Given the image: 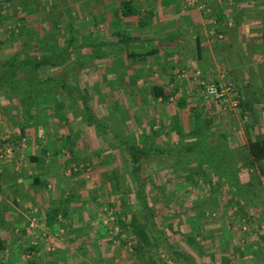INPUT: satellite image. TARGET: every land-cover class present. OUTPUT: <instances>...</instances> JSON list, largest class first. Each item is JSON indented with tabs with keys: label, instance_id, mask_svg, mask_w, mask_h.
<instances>
[{
	"label": "rangeland",
	"instance_id": "1",
	"mask_svg": "<svg viewBox=\"0 0 264 264\" xmlns=\"http://www.w3.org/2000/svg\"><path fill=\"white\" fill-rule=\"evenodd\" d=\"M72 2L79 5L73 6ZM72 2L68 0L69 10H65L63 0H3L0 5V60L15 53L61 52L70 37L68 14L75 29V52L70 63L88 59L79 71H73L79 65H69L70 60L65 65L71 66L66 75L67 88L77 77L83 97L68 95V104L57 94L49 96L52 120L59 119L53 120L58 130L64 135L68 131L83 137L76 144H62L65 160L60 156L62 170L68 173L63 174L67 184L83 188L66 192L78 221L71 220L65 231L52 230V236L47 230L36 228L41 233L35 234V239L52 249L47 250L52 255L41 254L40 262L33 264H264V162L253 164L249 154V142L264 139L262 77L242 92L227 74L218 82L208 81L230 82L238 102L235 106L204 98L191 76L180 82L154 76L146 67L151 64L128 60L103 63L97 57L103 50L88 47L112 35L109 24L102 27L101 3ZM109 11L105 10L106 14ZM116 68L125 73H117ZM63 71L62 67L46 68L38 77H55ZM241 81L245 80L237 79L238 83ZM258 81L262 88L257 86ZM154 86L165 88L170 96L168 102L152 95ZM18 98L11 97V106L16 105ZM67 116H71L70 122ZM86 116L149 151L164 152L159 156L166 167L147 182L146 196L159 229L181 253L183 259L179 262L172 260L173 254L167 253L162 243L155 242L156 247L141 256L136 253L130 234L119 235L116 214L124 212L123 220L129 221L139 211L131 167L110 141V131L87 128L83 122ZM81 146L87 159L79 163L74 161L76 154L72 149L80 150ZM157 160L154 155L145 157L149 168H156ZM228 167L237 170V176L230 181L220 176L224 171L230 172ZM79 230L86 232L87 237L88 233L93 234L86 240L77 237ZM94 232H98L97 236ZM67 233L74 239L70 240ZM71 250L62 258L54 256ZM13 257L18 260L20 256Z\"/></svg>",
	"mask_w": 264,
	"mask_h": 264
},
{
	"label": "crops",
	"instance_id": "2",
	"mask_svg": "<svg viewBox=\"0 0 264 264\" xmlns=\"http://www.w3.org/2000/svg\"><path fill=\"white\" fill-rule=\"evenodd\" d=\"M88 1L81 0L80 5ZM98 1L103 10L102 27L109 24L112 33L111 37L96 43L95 49L103 50L97 54L103 63L119 64L128 60V63L151 64L146 67L156 77L184 82L186 76H191L196 86L198 80L218 82L227 74L239 84L241 92L255 85L253 82L260 77L264 80V0H202L206 10L188 7L186 0ZM65 2V10H69L68 0ZM126 3L136 15H124L122 10ZM105 10L110 11L106 14ZM105 42L108 45L100 47ZM131 51L137 56L130 57L128 52ZM115 70L123 72L120 68ZM237 79L245 81L238 83ZM257 84L261 87L259 81ZM9 100L3 95L0 97V264H33L40 262L41 254L52 255L48 252L52 249H46L35 239V234L41 233L36 228L41 227L52 236L53 231L62 228L65 231L71 220L78 221L77 211L70 209L72 202H68L66 192L83 188L67 184L64 179L63 174L68 176V173L61 167L66 155L62 144H76L83 137L68 131L64 135L58 130L53 120L59 119L52 120V98L47 93L36 97L31 106L22 104L31 111L27 116L19 98L15 106H11ZM66 120L70 122L71 116ZM81 147L80 150L72 147L76 154L74 161L79 163L87 159ZM70 164L75 163L70 161ZM65 185L73 187L67 189ZM56 208L62 213L57 222L49 226ZM66 211L68 217L62 221ZM79 231L77 237L86 240L93 234L88 233L87 237L86 232ZM94 234L97 236L98 232ZM66 236L74 239L68 233ZM71 252L59 251L54 256L62 258ZM13 256L20 257L17 260Z\"/></svg>",
	"mask_w": 264,
	"mask_h": 264
},
{
	"label": "trees",
	"instance_id": "3",
	"mask_svg": "<svg viewBox=\"0 0 264 264\" xmlns=\"http://www.w3.org/2000/svg\"><path fill=\"white\" fill-rule=\"evenodd\" d=\"M64 5L66 4L65 0ZM47 2V1H46ZM131 5L129 3L124 4L123 13L125 16H133L136 15L135 10H130ZM129 8V10H127ZM69 16V29H70V37L66 47L56 55H30L27 53H15L14 56L4 58L0 60V97L4 95V97L11 99V97H19V104L21 109L24 111L23 113L27 116L29 110L27 109V105L31 106L35 98L44 97L47 93L49 96L53 94H57L65 103H70V96L76 93L78 96L83 95L80 92L78 86V78L73 81L72 86L68 89L69 80L66 77L68 72L71 70V66L65 68L66 63L71 59L73 53L75 52V47H73V43L75 40V29L73 28V18L70 14ZM264 42V36H263ZM129 46L128 43H126ZM108 44L105 42L100 47H105ZM90 48H97L96 44H91L88 46ZM128 55L131 57L137 56L134 52H128ZM143 55L144 54H139ZM146 55V54H145ZM87 59V58H86ZM78 59H75L72 63L69 61V65L76 64L78 67L73 68L74 70L83 69L87 64L88 59L83 62H78ZM51 67H62L64 68L63 73L58 76H45L39 78L38 74L41 70ZM44 68V69H43ZM65 74V75H64ZM32 75V76H31ZM36 77V78H35ZM58 78V79H56ZM52 80V82H48ZM152 95L157 99H162L163 101L168 102L170 96L165 91V88L162 86H154L152 89ZM22 104L26 105L25 107ZM181 103V105H183ZM55 107V106H54ZM28 110V111H27ZM84 123L87 127H103L102 131H110L113 136V139L110 140L114 147L118 149L126 159L128 166L131 167L132 176L135 184V198L137 204L139 205V211L137 213H133L130 217L129 221L123 220L125 213L122 212L117 215V225L121 229V233L119 235H123V233L130 234L131 239L136 243L134 249L137 254L143 255L146 254V250H150V247H156L155 242L163 244L164 249L169 254H173L172 260L174 262H179L180 252L177 251L175 247L171 245L169 239L165 234L159 229V226L155 220L154 215L152 214L151 207L147 200L146 190H147V182L152 179L153 176L162 172L165 167V160L162 155L164 152L160 151H149L143 145L133 142L125 137H123L119 133H115L109 126L105 124H101L97 119L91 116H86L83 118ZM25 133V132H23ZM151 153V154H150ZM249 154L253 164H258L264 162V139H258L255 141L249 142ZM148 155H154V158H158L156 168H149V165L145 163V157ZM209 156V154H208ZM217 161V160H216ZM251 163V164H252ZM252 164V166H253ZM148 166V167H147ZM152 166V165H150ZM231 172H222L220 173L221 177H225L227 181H230L231 178L237 176V170L235 168L228 167ZM230 183H233L232 181ZM239 187V185H237ZM69 210V209H68ZM61 209L56 208L54 213L52 214V219L48 221L49 226H53L54 223L57 222V217L60 215ZM69 212H65L63 217H68ZM120 239V236L118 237ZM161 245V244H160ZM158 247V246H157ZM189 260V259H188ZM194 264H197L196 262Z\"/></svg>",
	"mask_w": 264,
	"mask_h": 264
},
{
	"label": "built area",
	"instance_id": "4",
	"mask_svg": "<svg viewBox=\"0 0 264 264\" xmlns=\"http://www.w3.org/2000/svg\"><path fill=\"white\" fill-rule=\"evenodd\" d=\"M186 4L188 7H197L200 10H206V5L202 0H186ZM198 85L204 98L211 99L217 103H233L235 106L238 105L235 99L236 93L234 92V87L230 82L226 83L223 81V84H217L201 79L198 80Z\"/></svg>",
	"mask_w": 264,
	"mask_h": 264
}]
</instances>
